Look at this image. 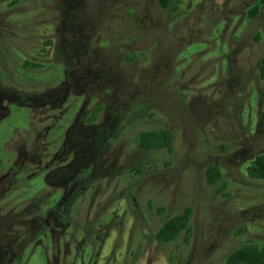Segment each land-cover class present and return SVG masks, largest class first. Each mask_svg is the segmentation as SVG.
Instances as JSON below:
<instances>
[{
	"label": "rangeland",
	"instance_id": "rangeland-1",
	"mask_svg": "<svg viewBox=\"0 0 264 264\" xmlns=\"http://www.w3.org/2000/svg\"><path fill=\"white\" fill-rule=\"evenodd\" d=\"M263 58L264 0H0V264H226L263 247L248 172ZM160 130L169 150L138 144ZM186 208L188 233L158 244Z\"/></svg>",
	"mask_w": 264,
	"mask_h": 264
},
{
	"label": "trees",
	"instance_id": "trees-1",
	"mask_svg": "<svg viewBox=\"0 0 264 264\" xmlns=\"http://www.w3.org/2000/svg\"><path fill=\"white\" fill-rule=\"evenodd\" d=\"M161 8L165 9L170 0H158ZM77 10L76 7L71 8L68 11V7L65 5L61 9V24L62 29L59 30V37L63 36L64 30L70 25V20H74V12ZM259 10L257 7L249 10L248 17L253 19ZM65 24L68 26L65 27ZM62 42H66L65 39H62ZM62 50L66 55V47L63 45ZM67 57V55H66ZM25 67L29 66V63L24 64ZM34 69L40 68L39 64H30ZM88 75V72H86ZM260 77L264 78V58L262 60L260 66ZM104 110L100 104H96L94 107L95 113H101ZM109 113V110H106V114ZM6 114V110L3 111V117ZM2 118H0L1 120ZM101 128L109 140H111L113 136L112 128L110 127V122L108 118L102 119ZM171 134L167 130L160 131H145L141 132L138 135L137 142L138 144L147 149V150H169L171 146ZM249 175L252 178L264 180V154H258L254 157L251 166L248 169ZM206 175L208 177V182L213 184L219 177L220 172L216 166H212L207 170ZM191 216L190 209L186 208L181 214L174 216L172 218H168L162 226L158 229V231L154 234V238L158 244H166L174 241L177 236L181 233H188L189 231V220ZM226 264H264V246L256 247L252 244H247L237 249L228 255L226 259Z\"/></svg>",
	"mask_w": 264,
	"mask_h": 264
},
{
	"label": "crops",
	"instance_id": "crops-1",
	"mask_svg": "<svg viewBox=\"0 0 264 264\" xmlns=\"http://www.w3.org/2000/svg\"><path fill=\"white\" fill-rule=\"evenodd\" d=\"M9 115H10V109H7V110H6V114H5L4 117L0 120V122H1L3 119L8 118Z\"/></svg>",
	"mask_w": 264,
	"mask_h": 264
}]
</instances>
